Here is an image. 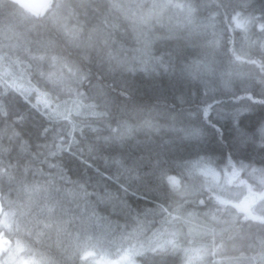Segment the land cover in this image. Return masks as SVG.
<instances>
[{
    "label": "snow or ice",
    "instance_id": "snow-or-ice-1",
    "mask_svg": "<svg viewBox=\"0 0 264 264\" xmlns=\"http://www.w3.org/2000/svg\"><path fill=\"white\" fill-rule=\"evenodd\" d=\"M257 109L264 0H0V264H264Z\"/></svg>",
    "mask_w": 264,
    "mask_h": 264
},
{
    "label": "clouds",
    "instance_id": "clouds-1",
    "mask_svg": "<svg viewBox=\"0 0 264 264\" xmlns=\"http://www.w3.org/2000/svg\"><path fill=\"white\" fill-rule=\"evenodd\" d=\"M264 112V110H261V109H257V113H256V119L258 120L260 118V114ZM222 126L225 128V136H226V139H230L231 136L233 135L232 131H231V128H230V125L227 123V122H222ZM208 139L211 141V140H214L215 139V135L214 133H211V131L209 130V137ZM101 165L103 166V161H100Z\"/></svg>",
    "mask_w": 264,
    "mask_h": 264
},
{
    "label": "trees",
    "instance_id": "trees-1",
    "mask_svg": "<svg viewBox=\"0 0 264 264\" xmlns=\"http://www.w3.org/2000/svg\"><path fill=\"white\" fill-rule=\"evenodd\" d=\"M130 202H132L134 206L139 203L138 201H136L135 197H131Z\"/></svg>",
    "mask_w": 264,
    "mask_h": 264
}]
</instances>
